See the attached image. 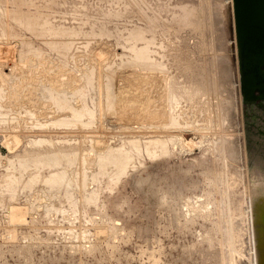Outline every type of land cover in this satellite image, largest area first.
Wrapping results in <instances>:
<instances>
[{
  "label": "rangeland",
  "instance_id": "rangeland-1",
  "mask_svg": "<svg viewBox=\"0 0 264 264\" xmlns=\"http://www.w3.org/2000/svg\"><path fill=\"white\" fill-rule=\"evenodd\" d=\"M0 46V264H255L232 0H0Z\"/></svg>",
  "mask_w": 264,
  "mask_h": 264
},
{
  "label": "water",
  "instance_id": "water-1",
  "mask_svg": "<svg viewBox=\"0 0 264 264\" xmlns=\"http://www.w3.org/2000/svg\"><path fill=\"white\" fill-rule=\"evenodd\" d=\"M237 63L244 101L264 97V0H232Z\"/></svg>",
  "mask_w": 264,
  "mask_h": 264
},
{
  "label": "bare ground",
  "instance_id": "bare-ground-1",
  "mask_svg": "<svg viewBox=\"0 0 264 264\" xmlns=\"http://www.w3.org/2000/svg\"><path fill=\"white\" fill-rule=\"evenodd\" d=\"M232 3H233V1H232ZM183 12L185 14L188 13L187 14L188 16L186 15V17H188V19H186V20L189 23L191 21V19L194 18V14L191 13V11H189V12L183 11ZM180 21L181 20L179 18V22ZM45 25H50V26L53 27V25H51L50 23L45 24ZM61 31H62V28H61ZM56 33H58V32H54L53 34H56ZM136 34L139 35V33H136ZM134 37L136 38L138 36L135 35ZM4 47H5V45H4ZM7 47L8 46H6V48ZM4 51H6V49L1 48V46H0V56L3 55V54H5ZM148 51H149L148 48L145 46V48H142V50L139 49V51H136V52H137L138 59L141 60L140 63H142L143 61L145 63V61H146V63L147 62L149 63L148 65L151 68V65L154 66L155 62L149 57L150 51H149V53H148ZM12 52H11V55H12ZM6 57H8V56H6ZM6 57H5V59H6ZM1 59H3V58H1ZM8 60H9V58H8ZM149 66H148V68H149ZM141 67H142V65H141ZM214 71H215L216 74L214 73ZM238 72H239V69H238ZM198 80H199V78L197 77L196 82L195 83L193 82V85L195 84V87L192 86V88H191L192 92L193 91H196V90L197 91L198 90H201L202 88H204L205 85H212V86L220 89L223 86H226V85L229 84V72H228V69L223 64H221V62H219L218 60H216V65L214 63L212 64L211 72H210V75L208 77L209 84H206V81L204 79H202L200 81H198ZM181 81H182V79H181ZM197 81H198V83H197ZM239 81H240V77H239ZM179 85H181V84H179ZM188 85L191 86L192 85V82H191V85L190 84H188ZM175 90H176V92L174 91V88H173V94L177 93L176 96L183 95V93H181L182 91H179L177 89H175ZM178 91H179L180 94L178 93ZM240 91H241V87H240ZM241 94H242V92H241ZM58 96H59V94H58ZM256 114H258V113H256ZM257 118H260V117H257ZM9 144H11V143H9ZM247 168H248L249 187H250V188H248L250 190V198H249L250 221H249V223L251 222L252 225H250V226H252V230H253L252 231V239H251V242L253 244V247L252 248H253V252H254V261H255V264H264V162H262V159H260L259 157H257V158H255L254 164L247 165Z\"/></svg>",
  "mask_w": 264,
  "mask_h": 264
}]
</instances>
